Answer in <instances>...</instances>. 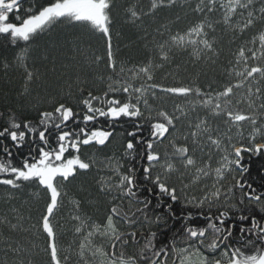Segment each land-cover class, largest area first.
<instances>
[{
  "label": "snow or ice",
  "instance_id": "6c2138e0",
  "mask_svg": "<svg viewBox=\"0 0 264 264\" xmlns=\"http://www.w3.org/2000/svg\"><path fill=\"white\" fill-rule=\"evenodd\" d=\"M60 24L103 53L77 43L87 74L0 112V264H264V0H0V67L30 89L32 45ZM185 58L214 75L165 83ZM29 188L35 222L11 206Z\"/></svg>",
  "mask_w": 264,
  "mask_h": 264
},
{
  "label": "trees",
  "instance_id": "16d2710c",
  "mask_svg": "<svg viewBox=\"0 0 264 264\" xmlns=\"http://www.w3.org/2000/svg\"><path fill=\"white\" fill-rule=\"evenodd\" d=\"M45 3L46 0H40ZM117 30L122 31L119 40L114 38V45H118L121 54L132 59H139L142 54L143 43L139 39V34L134 30L128 29L122 24H117ZM81 49L98 50L103 53L102 41L97 42V38L88 35L79 27H72L68 24L57 25L52 31L39 36L32 45L34 51L33 63L39 73V79L31 86L25 88V77L22 69H9L7 72L0 67V112H6L9 108L30 112L33 105L47 107L52 96L62 93L67 84L78 74H87L88 69L83 66L82 58L76 54V45ZM225 53L228 48V38H224ZM186 71L181 77H169L165 83L173 84L183 78L187 81L199 75L201 81L211 78L214 74L207 68L193 66L185 58L183 60ZM3 61L0 60V65ZM201 72L204 75H201ZM128 127V125H125ZM247 161V157H246ZM251 172L249 180L259 185L261 169L264 168V158H253L251 160ZM81 181L90 183L91 178L84 176ZM33 189H23L15 192V199L11 200V206L20 209L25 217L38 216V210L43 207V200L37 201L32 197ZM147 192L142 193L146 195ZM12 195L8 190L0 186V213L6 212L9 208V196ZM67 214V209L61 214Z\"/></svg>",
  "mask_w": 264,
  "mask_h": 264
}]
</instances>
